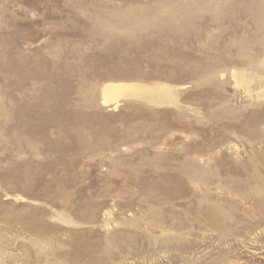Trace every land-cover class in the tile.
<instances>
[{"label":"rangeland","instance_id":"rangeland-1","mask_svg":"<svg viewBox=\"0 0 264 264\" xmlns=\"http://www.w3.org/2000/svg\"><path fill=\"white\" fill-rule=\"evenodd\" d=\"M0 264H264V0H0Z\"/></svg>","mask_w":264,"mask_h":264},{"label":"bare ground","instance_id":"bare-ground-1","mask_svg":"<svg viewBox=\"0 0 264 264\" xmlns=\"http://www.w3.org/2000/svg\"><path fill=\"white\" fill-rule=\"evenodd\" d=\"M125 86H127V85L116 84V83H111V84L105 85L103 87V91H102V102L108 105L109 103L114 101L123 92ZM141 92H142V90H141ZM116 103H117V101H116ZM116 103H114V104H116Z\"/></svg>","mask_w":264,"mask_h":264}]
</instances>
